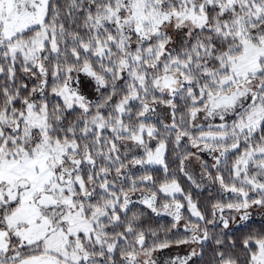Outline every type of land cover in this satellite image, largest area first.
I'll use <instances>...</instances> for the list:
<instances>
[{
  "label": "snow or ice",
  "instance_id": "snow-or-ice-1",
  "mask_svg": "<svg viewBox=\"0 0 264 264\" xmlns=\"http://www.w3.org/2000/svg\"><path fill=\"white\" fill-rule=\"evenodd\" d=\"M0 264H264V0H0Z\"/></svg>",
  "mask_w": 264,
  "mask_h": 264
}]
</instances>
